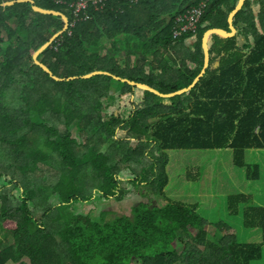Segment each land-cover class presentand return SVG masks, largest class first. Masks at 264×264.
Instances as JSON below:
<instances>
[{"label":"trees","instance_id":"16d2710c","mask_svg":"<svg viewBox=\"0 0 264 264\" xmlns=\"http://www.w3.org/2000/svg\"><path fill=\"white\" fill-rule=\"evenodd\" d=\"M32 1L73 25L67 7ZM133 1L109 0L93 9L91 22L60 37L40 62L61 80L106 72L176 94L200 76L204 34L230 32L228 17L239 0H210L198 34L179 40L176 18L201 0ZM255 3L258 17L247 1L234 18L237 35L212 37L210 66L199 84L170 100L142 91L136 99L140 90L108 76L56 82L34 56L64 30V21L37 14L30 4L0 9V228L6 238L0 264H264V208L253 189L232 182L224 155L232 151L233 169L245 172L247 185L259 182L264 1ZM178 153L198 158L176 162L173 173ZM246 156L260 165H247ZM214 169L229 175L208 200L200 199L195 188L203 172L221 179ZM132 189L145 198L132 216L108 220L110 212L102 211L94 219L80 211L124 201ZM218 197L230 215H243L246 229L260 231V244H240L226 224L207 223L202 205H215ZM210 227L217 239L209 238Z\"/></svg>","mask_w":264,"mask_h":264},{"label":"rangeland","instance_id":"374dc122","mask_svg":"<svg viewBox=\"0 0 264 264\" xmlns=\"http://www.w3.org/2000/svg\"><path fill=\"white\" fill-rule=\"evenodd\" d=\"M1 1L2 2L5 1L8 3L9 1H14V0H1ZM252 3L255 4V7H256V8L252 7V9L254 11V8H255V12L257 13L258 10H256V9L257 8L260 9V6H259V4H256L255 2H252ZM256 17H258V16H256ZM260 33H261V31H260ZM135 61H136V58H134V57L130 59L131 64H133ZM78 81H80V80H78ZM140 93H141V91H137L136 99L138 98V95ZM114 112L118 113L117 110H114ZM103 117H106L105 113H104ZM122 138H124V135L120 134L118 136V139H122ZM182 154H185V153H178L176 155V158L174 159L175 162H173L171 169H170V172L174 173L173 169L176 167V164H175L176 162H177V164H179L183 160L194 161L198 158L195 154H190L192 159L190 156H186V155H182ZM188 154H189V152H187V155ZM224 155H227L231 159L230 168H232L233 173L230 171L231 169L230 170L225 169L223 172L221 171L222 169L221 170L214 169L217 172H219L217 174L218 176L221 173V175H220L221 179H220V181H211L210 176H207V172H203L202 180H201L202 184L204 183V181L207 178H208V181L206 183H204L203 185L200 184V185L196 186L195 196H199L200 199H204V198H207L206 194L208 192L212 196L213 192L216 191L217 187H219L223 183V180H224L223 177H227L229 175V173H231L229 175V177L232 178V182H233V179H235V180H237V182L239 184H242L243 186L246 185L245 191H247V187L253 189L254 190L253 193L255 195L254 200L256 201V203L259 205L260 204L264 205V164H261V165H263V167H261L262 169H261V176H260L259 182H256L252 185H250V184L247 185V183L244 179L245 172L242 170L233 169L232 151L228 150L224 153ZM261 159L264 163V157H261ZM245 162L247 165H256V163H258L257 159L253 156H246ZM257 165H260V163H258ZM228 170H229V173L227 172ZM142 192H144V191H140V190L135 191L132 189L131 194L128 195V197L124 201H115V200L100 201L95 206H81L80 211L86 215L92 216L94 219H99L100 213L102 211H104L105 214H107V212H110V213H108V215H105L106 219H108V220H114L116 217L132 216V208L139 205L140 203L144 202V200H145V198L142 195L143 194ZM222 199H224V197L223 198L218 197L217 198V204L212 205V206H211V203L208 201L209 207H207L206 204L202 205V208H201V210H203L202 215L206 219L207 223H209L211 225H215L219 222L226 224L227 226H229L230 228L233 229V231L236 234L237 240L240 244H260L262 242V240H261L262 237H261L260 231H258V229L257 230L246 229L244 226L243 215H237V216L230 215L225 210L226 209L225 205H224L225 201ZM186 200H188L190 202H195V201H192L191 199H186ZM206 200H208V198ZM160 202H163V201L161 200ZM208 234H209V238H216L217 239V237L215 236V233L211 227L208 228ZM5 239L6 238H4V233H3L2 229L0 228V240H5ZM263 263H264V260H263ZM18 264H30V262L28 260H24L23 262L18 263ZM253 264H260V263H253Z\"/></svg>","mask_w":264,"mask_h":264},{"label":"water","instance_id":"95a60500","mask_svg":"<svg viewBox=\"0 0 264 264\" xmlns=\"http://www.w3.org/2000/svg\"><path fill=\"white\" fill-rule=\"evenodd\" d=\"M248 0H239L237 7L235 8V10L229 15L228 17V26H229V33L223 30H209L207 31L202 39V50H203V54H204V66L203 69L201 71L200 76L198 77V79L194 82V84L189 87L188 89H185L181 92H178L176 94H171V95H164L161 94L159 91L144 85V84H139V83H135L132 82L130 80H125L116 76L111 75L110 73H106V72H95L91 75L85 76V77H75V78H70V79H64L61 80L60 78L56 77L52 71L43 63H41L39 61L40 56L47 51L48 49H50L53 44L57 41L58 38H60L61 36H63L69 29V19L64 16L63 14L54 12V11H47L44 9H41L39 7L36 6V4L31 1V0H18V1H14V2H8V3H4L2 5H0V9L1 8H11L14 7L15 5H21V4H30L31 6H33V10L34 12H36L37 14L43 15V16H53V17H57V18H62L64 20L65 23V29L63 32L59 33L58 35H56L48 44H46L34 57V61L36 62V65L39 66L42 70H44V72H46L49 76H51V78L53 80H55L56 82H60V83H65V82H75L78 80H90L93 79L95 77L98 76H108V77H112L114 78V80H116L117 82H121L124 84H129L130 86L136 88L137 90H140L142 92H149L152 93L156 96H158L161 99H166V100H170L179 96H183L185 94L190 93L200 82V80L205 76L206 71L209 68V64H210V49H209V42L212 39L213 36L219 37L221 39L227 40V39H232L236 36L237 32L236 29L233 26V22H234V18L235 16L242 10L245 2H247ZM253 2H259V1H264V0H250ZM216 66H219V63L217 62L215 64Z\"/></svg>","mask_w":264,"mask_h":264},{"label":"clouds","instance_id":"9594fccd","mask_svg":"<svg viewBox=\"0 0 264 264\" xmlns=\"http://www.w3.org/2000/svg\"><path fill=\"white\" fill-rule=\"evenodd\" d=\"M14 1H18V0H14ZM14 1H11V2H14ZM32 1V0H31ZM88 1V8L87 9H83V12L80 14V16L79 17H77L76 15H75V11H76V7L77 6H79V0H77L76 2H70V3H68V2H66L65 0H55V4L56 5H58V6H62V7H67L68 9H69V11L71 12V14H72V21H73V25H71V22H70V19L65 15V14H63V13H60V12H57V11H54V12H57V13H60V14H63L64 16H66L68 19H69V29H68V31L67 32H71V29L73 28V27H76L78 24H81V23H86V22H91V20H92V15L90 14L91 12H93V9L94 10H96V9H98V7L101 5V4H103L104 2H107V1H109V0H103L102 2H101V0H97V1H91V0H87ZM130 2H134L133 0H129ZM249 1V0H248ZM34 2V1H33ZM95 2L97 3V4H95ZM209 2H210V0H201V2H200V5L199 6H197V7H194V8H192L191 10H189V11H187L186 13H184V14H182V15H180V16H178L177 18H176V20H175V24H174V29H173V31H174V34H173V36H174V40H179L180 38H183L184 36H188V35H194V36H196L197 34H198V32H199V29H200V23H199V26H198V31L196 32V33H191V32H188V33H185V34H183L182 36H180V37H176L175 36V32L177 31V29H178V24H177V20L179 19V18H181V17H184L185 15H187L188 13H191L193 10H196V9H200L201 7H202V5H205L204 6V8H203V14H202V16H201V18H200V21H201V19H202V17H203V15H204V12H205V10L207 9V7H208V5H209ZM239 2V1H238ZM253 2V1H252ZM260 2V1H259ZM246 3V2H245ZM22 5V4H21ZM245 5V4H244ZM37 6V5H36ZM38 7V6H37ZM244 7V6H243ZM42 9V8H41ZM243 9V8H242ZM45 10V9H44ZM48 11V10H47ZM242 11V10H241ZM240 11V12H241ZM239 14V13H238ZM62 19V18H61ZM63 20V19H62ZM64 21V20H63ZM65 24V23H64ZM65 29V28H64ZM182 29V27L180 28V30ZM236 29V28H235ZM64 31V30H63ZM62 31V32H63ZM66 32V33H67ZM236 32H237V30H236ZM61 33V32H60ZM65 33V34H66ZM64 34V35H65ZM58 35V34H57ZM237 35V34H236ZM62 37V36H61ZM59 39V38H58ZM57 39V40H58ZM212 40V39H211ZM211 40H210V42H209V49H210V45H211ZM35 57V56H34ZM40 59V58H39ZM40 61V60H39ZM218 62V61H217ZM216 62V63H217ZM215 63V64H216ZM219 63V62H218ZM213 65V67L214 68H218L219 66H216V65ZM209 66H210V64H209ZM201 74V73H200ZM198 79V78H197Z\"/></svg>","mask_w":264,"mask_h":264},{"label":"built area","instance_id":"2783aa9c","mask_svg":"<svg viewBox=\"0 0 264 264\" xmlns=\"http://www.w3.org/2000/svg\"><path fill=\"white\" fill-rule=\"evenodd\" d=\"M103 0H101L102 2ZM95 4H97L95 2ZM205 5H202L200 9L193 10L191 13H188L184 17H181L177 20L178 29L175 32L176 37H180L185 33L191 32L196 33L198 31V26L200 23V18L203 14V8ZM88 8V1L87 0H79V6L76 7L75 15L77 17L83 12V9ZM182 29L180 30V28Z\"/></svg>","mask_w":264,"mask_h":264},{"label":"crops","instance_id":"0c3cea01","mask_svg":"<svg viewBox=\"0 0 264 264\" xmlns=\"http://www.w3.org/2000/svg\"><path fill=\"white\" fill-rule=\"evenodd\" d=\"M252 7H255V6L253 5ZM255 8H256V7H255ZM255 8H254V11H253V12H255ZM256 10H258V12H257V13H256V12L254 13L255 16L259 15V13H260V9L257 8ZM260 31H261V33L263 32L262 29H260ZM259 207L264 208V205H261V204H260Z\"/></svg>","mask_w":264,"mask_h":264},{"label":"bare ground","instance_id":"6f19581e","mask_svg":"<svg viewBox=\"0 0 264 264\" xmlns=\"http://www.w3.org/2000/svg\"><path fill=\"white\" fill-rule=\"evenodd\" d=\"M144 130V129H143Z\"/></svg>","mask_w":264,"mask_h":264}]
</instances>
